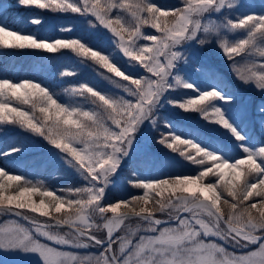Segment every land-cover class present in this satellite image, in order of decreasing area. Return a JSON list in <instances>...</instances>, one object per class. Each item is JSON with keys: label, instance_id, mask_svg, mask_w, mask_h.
I'll list each match as a JSON object with an SVG mask.
<instances>
[{"label": "snow or ice", "instance_id": "1", "mask_svg": "<svg viewBox=\"0 0 264 264\" xmlns=\"http://www.w3.org/2000/svg\"><path fill=\"white\" fill-rule=\"evenodd\" d=\"M18 3L94 17L114 37L116 50L126 58V67L119 66L115 53L94 49L82 38H37L4 24H0V47L48 53L71 50L81 58L80 63L90 60L106 70L99 75L125 95L101 91L84 81L64 89L71 101L66 103L39 82L0 78V127L19 125L43 137L65 154V163L85 182L57 195L42 186H24L30 182L0 168V213H13L33 225L29 229L12 221L0 227V253L16 256L12 264H34L27 259L32 255H38L42 264H264V139L251 142L252 136L230 107L235 96L229 86L214 70L201 66L189 51L192 44L205 46L215 41L236 78L264 91V6L257 14L240 12L244 5L235 0H180L179 7L158 5L153 0ZM235 12L239 15L229 14ZM31 22L41 23L38 18ZM89 25L97 26L91 20ZM146 26L158 34L145 33ZM238 32L243 35L238 36ZM253 56L261 62L248 59ZM137 67L146 74L132 75L131 70ZM194 71L199 73L203 87L193 80ZM181 88L192 89L195 94L188 99L170 95ZM19 105H31L33 112ZM165 105L197 112L205 121L227 130L238 155H227V146H214L211 139H201L197 130L177 134L175 125L165 118L168 131L158 142L202 170L196 175L137 178L131 183L143 190L142 195L105 203L138 134L146 127H157V113ZM37 108L40 118L33 114ZM260 111L264 114V107ZM260 127L264 136V120ZM21 150L11 148L0 155ZM209 176L215 177L214 183L205 182ZM13 182L18 190L6 194ZM153 192L161 199L149 206ZM35 195L40 197L38 203L32 199ZM28 213L48 217L54 223H41ZM157 213H166L168 219L157 218ZM133 218L145 222L146 231L154 235H141L134 242L132 236L137 229H131L116 236ZM65 228L68 231L63 234L53 231ZM216 241L255 247L237 255ZM93 246L102 251L78 255L61 250Z\"/></svg>", "mask_w": 264, "mask_h": 264}, {"label": "trees", "instance_id": "2", "mask_svg": "<svg viewBox=\"0 0 264 264\" xmlns=\"http://www.w3.org/2000/svg\"><path fill=\"white\" fill-rule=\"evenodd\" d=\"M153 2L158 5L179 7L176 3L168 1L164 2V0H153ZM33 18H38L41 23H32L31 21ZM90 20L97 25L96 27H93L95 30L97 29L101 32L107 33L103 30V26L99 25L92 16H82L80 14L70 12L40 9L36 6H22L18 3V0H0V24L7 25L10 30L19 29L22 32L35 34L37 38H82L94 49L101 50L105 53H115L117 63L122 68H125V58H123L122 54L116 50L114 39L104 41L101 37H95L93 30L87 28ZM62 28H68L71 29V31H61ZM143 31L148 34H158L154 29H151L148 26H146ZM108 33L110 32L108 31ZM80 60L81 58L76 57L71 50H61L57 53H48L46 51L35 49H6L0 47V78H9L13 82H19L24 79L39 82L42 86L47 87L55 93L56 98L60 102L66 103L71 101L65 94L64 89L78 86L79 83L84 81H87L90 85L101 91H109L107 84L101 81L99 77V73H106V70L100 68L90 60H85L83 63H80ZM65 71H71L76 74L69 76L61 75V73ZM126 74L128 73L126 72ZM131 74L135 76V70L134 72L131 71ZM116 79L120 80L121 78ZM14 106H16L15 102ZM19 106L22 107L24 111H28L30 113L33 112L31 105ZM33 114L38 118L41 117L38 108ZM179 133L180 132H177V134ZM257 135L259 138L264 139V136L261 134ZM186 138L190 137L182 136V139ZM211 140L216 147L227 146L225 149L227 155H238V149H236L235 144L230 141H225L224 139ZM33 143L44 149H51L61 154L58 149H55L54 146L49 144L43 137L22 128L19 125H4L0 127V152H8L11 148L22 149L21 151L11 155H0V168L8 171L9 175H20L24 180L30 182L29 185L24 186H42L43 189L48 191L54 190L57 195L66 194V190L68 189L67 184L63 182L64 178L61 176L60 172L44 166L38 158L27 153L30 145ZM130 167L131 166L125 167V169H128L127 171L131 172L127 178L131 186V182L135 181L137 178H148L139 176L137 172L134 173V168ZM200 170H202V168L195 170L194 173L198 174ZM166 177L167 175L156 174L153 178ZM205 181L214 183L215 177H205ZM132 188L133 192L125 198H129L132 195L143 194L142 189H137L133 186ZM16 190L18 189L15 188V182H13V188L9 189V192ZM150 195L151 204L149 206H152V204L156 201V195L153 193ZM112 196L119 198L120 194L112 192ZM35 197L40 198L39 195H35ZM28 214L35 217L32 213ZM156 215L159 217H168L166 213H157ZM44 220L51 221L50 218ZM134 221L137 222L136 235L146 233V229L148 227L147 224L136 218H134ZM53 231H59L63 234L64 232H67L68 229H53Z\"/></svg>", "mask_w": 264, "mask_h": 264}, {"label": "rangeland", "instance_id": "3", "mask_svg": "<svg viewBox=\"0 0 264 264\" xmlns=\"http://www.w3.org/2000/svg\"><path fill=\"white\" fill-rule=\"evenodd\" d=\"M165 1L176 3L177 6H182L180 0H164V2ZM235 3L244 5V7L240 9V12H254L257 14L261 11L262 6H264V0H235ZM229 14L235 17L239 15V12ZM87 28L93 30L95 37H101L104 41H110L111 39H114L104 27L103 30L107 33L101 32L97 29L95 30L90 25H87ZM237 35L242 36L243 33L238 32ZM189 51H191L197 57L201 66L214 70L229 86V90L235 96V100L234 102H231L230 107L241 118L242 127H246L247 131L252 136L251 142L257 143L259 140H261L262 138H259L257 134H261L260 121L264 120V114H262L260 111V109L264 107V91L258 90L253 86V84H244L236 78L230 66V61L222 53V50L217 47L215 41H212L205 46L192 44L189 48ZM237 59L243 60L244 58L239 57ZM248 59L261 62V58L256 56L249 57ZM134 70L136 73L135 76L146 74L145 71L140 67H137ZM134 70L131 71L134 72ZM192 75L193 80L198 85L203 87L202 81L199 78V73L194 71ZM99 77L101 81L107 84V87H109V92H112L113 94L125 95L124 93H122V91L117 90L114 85H112L108 80L103 79L101 76ZM194 94L195 93L192 89L183 88L179 89L176 92L170 93V95L179 99H188L191 98ZM220 103L223 104L225 102L221 101ZM157 116L158 125L154 130L146 127L142 132L138 134L137 143L132 149L131 155L123 160L122 165L114 178L116 186L111 187L108 190L105 197V203L115 202L120 198L129 196L133 192V188L127 180L131 172L127 171L128 169H125V167L131 166L132 168H134V173L137 172L139 176L148 178H153L156 176V174L167 175V177L175 175H196L194 171L201 168L200 166L194 165L190 161H187L185 158L181 157L179 155V152H173L171 149L158 142L161 134L163 133L166 135L168 131L167 126L164 124L165 118L168 121H171L173 125H175L177 132L197 130L200 133L201 139H224L225 141H230L231 143L235 144L234 138L231 137L229 133H227V130H224L219 125H214L209 121H205L197 112L184 111L182 109H179L178 107L165 105L159 110ZM211 119L212 118L210 117V120ZM181 150L183 149L181 148ZM27 153L33 157L38 158L44 166L60 172L61 176H63L64 178L63 182L67 184L68 189L81 187L84 185L85 182L76 173V171L65 163V160L63 159L65 154H60L51 149H44L34 143L30 145ZM14 192L15 191L8 192L6 194H14ZM112 192H117L118 194H120V197H113ZM153 194L155 193L153 192ZM165 195H167V193ZM36 199L39 200L40 198ZM158 199L161 198L156 196L155 200ZM34 215L38 220L49 219L48 217H41L38 214ZM184 215L188 214L185 213ZM157 217L162 219L168 218L159 216ZM1 218L2 215L0 214V220ZM204 218L207 219V217ZM12 221H16L17 223L29 229L33 228V226L27 225L16 219H7L0 221V227L8 225ZM136 225L137 222L134 221L133 218L132 220L126 222L122 230L116 233L117 236H123L131 229H136ZM98 235L103 237L104 233L98 232ZM141 235L148 236L154 235V233L146 231V233H143ZM141 235L132 236L133 241H138ZM38 238L43 243H50L43 237ZM216 242L222 243L229 252H234L237 255L250 251L255 247H244L242 244L240 246H234L231 242ZM53 246L61 247L59 245ZM114 247H118V245H114ZM61 250L76 252L78 255H85L89 253L98 254L100 252L97 251L99 249L96 246H93L89 249L64 247ZM15 259H17V257L13 254L0 253V262L7 261L8 264H12ZM27 259L33 261L34 264H42V262L39 261L38 255L29 256Z\"/></svg>", "mask_w": 264, "mask_h": 264}, {"label": "water", "instance_id": "4", "mask_svg": "<svg viewBox=\"0 0 264 264\" xmlns=\"http://www.w3.org/2000/svg\"><path fill=\"white\" fill-rule=\"evenodd\" d=\"M10 216H12V217H16V218H19V219L25 221L22 217H17V216H15L13 213H11ZM26 222H29V221H26ZM40 222H41V223H45L46 221H40ZM29 223H30V222H29ZM47 223H54V221L47 222ZM172 223H176V222H175V221H172ZM162 226H163V225H162Z\"/></svg>", "mask_w": 264, "mask_h": 264}, {"label": "bare ground", "instance_id": "5", "mask_svg": "<svg viewBox=\"0 0 264 264\" xmlns=\"http://www.w3.org/2000/svg\"><path fill=\"white\" fill-rule=\"evenodd\" d=\"M33 200H35L37 203L39 202V200H37L34 196L32 197ZM124 210V209H122Z\"/></svg>", "mask_w": 264, "mask_h": 264}]
</instances>
